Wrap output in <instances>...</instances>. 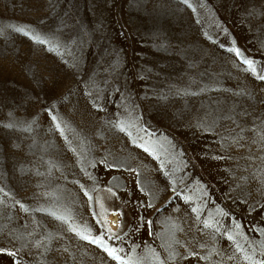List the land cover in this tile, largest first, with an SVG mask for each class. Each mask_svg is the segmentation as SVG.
Instances as JSON below:
<instances>
[{
    "label": "rangeland",
    "instance_id": "1",
    "mask_svg": "<svg viewBox=\"0 0 264 264\" xmlns=\"http://www.w3.org/2000/svg\"><path fill=\"white\" fill-rule=\"evenodd\" d=\"M260 70L264 0H0V264H264Z\"/></svg>",
    "mask_w": 264,
    "mask_h": 264
},
{
    "label": "snow or ice",
    "instance_id": "2",
    "mask_svg": "<svg viewBox=\"0 0 264 264\" xmlns=\"http://www.w3.org/2000/svg\"><path fill=\"white\" fill-rule=\"evenodd\" d=\"M19 30V29H18ZM27 35V33H25ZM33 39H35L37 42L43 44L45 43L44 40L40 39L38 36L33 37ZM231 51L235 52L236 56L238 58H241L242 62L247 65L248 70H250L253 73L257 72V68L254 66L255 62L253 60L247 59L245 57L242 56V53L238 50V49H232ZM262 72V74L259 76V79L264 80V70H260ZM9 127H11V125H9ZM121 131H123V128L121 129ZM149 207H151V204L149 203L148 205ZM115 215H119L118 213H115ZM63 219V218H60ZM115 223V222H114ZM205 227H210V225L205 222ZM73 231H76L75 228L72 229ZM105 233L109 234V238L110 239H119V237L117 236L116 233H111V230L108 229L107 224L105 223ZM82 239L87 240L89 243H93L96 244L99 247H102L104 251H106L108 253V255L114 259H116L117 261H120L121 258L116 255L117 250L115 248H109L108 246H106L103 242V239L101 237H97V238H90L88 236H82ZM0 251H3L2 249H0ZM8 255H15V253L13 252H9L7 253ZM126 264V262H125Z\"/></svg>",
    "mask_w": 264,
    "mask_h": 264
}]
</instances>
